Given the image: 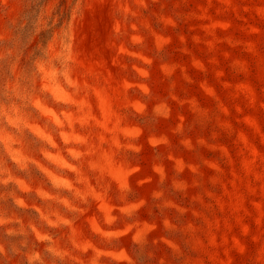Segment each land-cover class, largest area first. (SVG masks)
Instances as JSON below:
<instances>
[{
	"label": "clouds",
	"instance_id": "obj_1",
	"mask_svg": "<svg viewBox=\"0 0 264 264\" xmlns=\"http://www.w3.org/2000/svg\"><path fill=\"white\" fill-rule=\"evenodd\" d=\"M0 264H264V0H0Z\"/></svg>",
	"mask_w": 264,
	"mask_h": 264
}]
</instances>
